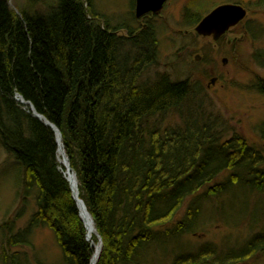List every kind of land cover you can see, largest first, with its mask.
I'll return each mask as SVG.
<instances>
[{
  "label": "trees",
  "instance_id": "obj_1",
  "mask_svg": "<svg viewBox=\"0 0 264 264\" xmlns=\"http://www.w3.org/2000/svg\"><path fill=\"white\" fill-rule=\"evenodd\" d=\"M33 1L44 8L17 13L0 0V148L10 160L4 164L15 169L17 199L36 197L28 226L6 230L4 264L27 263L19 250L39 227L54 232L64 264H90L94 253L57 161L55 134L19 97L62 133L80 198L102 240L97 264H143L144 259L148 264L160 237H194L214 223L245 228L240 231L248 235L232 246L226 241L189 245L175 253L173 263L167 256L162 264L262 262L264 211L258 221L247 220V227L206 214L239 188L250 197L264 195V144L257 149L238 134L223 139L225 130L219 117L206 111L198 80L149 73L159 47L149 21L112 26L94 0ZM262 56L255 53L258 61ZM253 88L264 95V81ZM170 114L178 122L163 125ZM260 128L263 141L264 123ZM226 171L230 175L217 180ZM186 201L183 219L158 230L173 224Z\"/></svg>",
  "mask_w": 264,
  "mask_h": 264
},
{
  "label": "rangeland",
  "instance_id": "obj_2",
  "mask_svg": "<svg viewBox=\"0 0 264 264\" xmlns=\"http://www.w3.org/2000/svg\"><path fill=\"white\" fill-rule=\"evenodd\" d=\"M7 1L17 13L20 9L38 12L44 8L31 0ZM228 2L239 3L247 10L245 20L217 42L199 37L190 21L198 16L202 18ZM94 7L111 21L112 26L129 22L128 26L137 27L149 21L157 31L159 42L157 64L149 73H168L173 79L189 78L193 83L198 80L205 90L206 111L219 117L225 130L223 139L242 135L250 145L261 149L264 144L260 137V127L264 123V95L253 86L259 79L264 81V66L261 65L264 57L259 61L255 58L257 52L264 54V0H171L160 15L143 18L144 21L135 16L134 0H94ZM121 33L126 35L127 31ZM176 121L177 117L170 114L163 125ZM9 161L8 154L0 148V264H4L1 245L8 237L6 230L25 229L36 211L33 195L25 196V202L17 199L15 169L12 164H4ZM229 175L226 171L217 180H224ZM248 194L249 191L243 188L233 190L229 196H224L220 206H209L206 216L213 220L220 218L232 225L243 223L247 227V220L258 221L264 211V195L254 198ZM187 205L186 201L173 224L158 227V230L183 219ZM240 230L245 231V228H227L214 223L200 228L194 237H160L150 248L148 264H162L167 256L173 263L175 253L184 251L189 245L200 247L204 243L226 241L232 246L240 241V237L243 239L248 235ZM29 241V245H23L19 250L27 254L26 264H64L62 249L52 230L46 227L34 229ZM146 263L144 259L143 264ZM255 264H264V260Z\"/></svg>",
  "mask_w": 264,
  "mask_h": 264
},
{
  "label": "water",
  "instance_id": "obj_3",
  "mask_svg": "<svg viewBox=\"0 0 264 264\" xmlns=\"http://www.w3.org/2000/svg\"><path fill=\"white\" fill-rule=\"evenodd\" d=\"M168 0H136V17L141 18L148 13H160ZM247 16V10L237 4H224L215 8L211 13L202 19V21L195 28V32L199 37L209 38L211 37L214 42L219 41L229 30L239 25ZM18 101L25 104L27 107H31L32 115L38 119L45 127L51 129L56 137V143L62 139V133L54 123L50 122L45 116L39 114L35 107L29 101H25L22 97L18 98ZM68 162L69 158L67 157ZM70 183L73 199L75 200L80 212V216L84 221L82 215V205L87 210L84 202L79 198V194L76 196L71 181L66 177ZM82 204V205H81ZM85 223V221H84ZM86 226V223H85ZM89 240V238H88Z\"/></svg>",
  "mask_w": 264,
  "mask_h": 264
},
{
  "label": "bare ground",
  "instance_id": "obj_4",
  "mask_svg": "<svg viewBox=\"0 0 264 264\" xmlns=\"http://www.w3.org/2000/svg\"><path fill=\"white\" fill-rule=\"evenodd\" d=\"M57 161L58 163L64 168L66 172V176L69 178L71 181L73 191L75 195L77 196L79 192V180L77 178V173L73 169L71 162H68L67 160V152L63 143V140H59V143L57 144ZM80 198V195H79ZM81 199V198H80ZM82 205V204H81ZM82 215L84 218V221L86 223V230H87V235L89 240L93 242V248H94V253L93 257L91 259L90 264H97L101 251H102V245L100 243L99 237H98V232L97 228L94 222V219L92 215L88 212V210L85 209V207L82 205ZM97 237L98 241H94V238Z\"/></svg>",
  "mask_w": 264,
  "mask_h": 264
},
{
  "label": "flooded vegetation",
  "instance_id": "obj_5",
  "mask_svg": "<svg viewBox=\"0 0 264 264\" xmlns=\"http://www.w3.org/2000/svg\"><path fill=\"white\" fill-rule=\"evenodd\" d=\"M171 0H168L167 2H166V4H165V6L167 5V4H169V2H170ZM229 3V2H228ZM165 6H164V8H165ZM136 10V1L134 0V11ZM163 11V10H162ZM161 11V12H162ZM160 12V13H161ZM160 13H158V14H155V13H148V14H146V15H144L143 17H141L142 19H141V21L143 20V18H148V17H152V16H157V15H160ZM144 21V20H143Z\"/></svg>",
  "mask_w": 264,
  "mask_h": 264
}]
</instances>
